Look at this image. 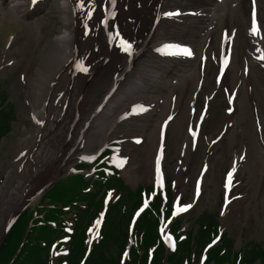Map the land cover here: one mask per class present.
<instances>
[{
  "label": "rangeland",
  "instance_id": "374dc122",
  "mask_svg": "<svg viewBox=\"0 0 264 264\" xmlns=\"http://www.w3.org/2000/svg\"><path fill=\"white\" fill-rule=\"evenodd\" d=\"M185 3V0H170L163 8L169 9ZM25 6L27 8V4ZM3 7L6 8L8 18L14 20L13 10L9 9L6 3ZM28 11L29 16L24 17L22 31L17 36L12 35L11 38L3 39L0 44V85L8 92L9 102L13 104L17 114L11 131L0 142V222L1 218H5L8 213L6 210L11 205L18 203L23 194L25 197L26 190H36L46 179L45 174L48 172L46 166L58 156L60 145L63 142L64 125L59 123L58 128L53 127L60 113V107L55 111L52 120L38 127L39 125L35 124L31 117L28 100L32 102L33 108L38 110L47 101L54 73L50 68L58 69L54 67L58 65L57 56L54 55L51 60H48L52 54L53 36L63 28L71 27V24H64L63 13L73 14V11L71 8L64 9L59 0H39L33 9H28ZM138 15L134 14L131 17H138ZM262 21L264 22V13H262ZM230 22V26L235 25L237 29L232 45V63L228 69L230 87L238 88L237 117L233 128L226 131L223 136L221 135L214 144L217 153L211 159L206 160L207 167L203 177L200 178L203 193L201 200L199 197V201L193 202L192 196L194 195V182L201 169L202 156L198 155L196 160L193 159L188 172L183 174V164L191 160L194 154L192 149L195 148V144H192L186 135V128L191 124L188 122V108H196L191 117L194 119L206 92V88H202L203 90L196 96L193 95L195 75H188L186 77L188 81L178 79V83L170 90L159 89L160 92H156V89L152 88L144 92L143 94L150 97L157 95L164 97L166 102L164 108L157 111L154 116L134 117L119 122L105 144L118 142L109 160L112 159V162L123 165L120 175L130 188L135 189L138 184H150L154 181L152 167L153 156L158 145V125L168 114L172 115L167 125L162 148L164 177L177 189L183 184L182 193L178 195V198H174V209L176 210L177 206L189 204L187 210L178 214L177 217L183 215L181 218H183L185 228L203 210L219 213L222 231L228 232L234 238L235 248L238 249L250 240L264 246V75L259 66L250 63L249 53L252 46L246 35L247 23L242 16L235 13L230 16ZM161 25L165 37L179 39L177 37L183 35L181 30L171 27L167 20L162 21ZM14 26L8 27L7 24L0 22V34ZM218 32V28L214 29V33L212 32L210 42L212 48L217 47ZM187 35L190 37L189 33ZM193 39L198 47L204 44L203 39ZM152 60H154L153 55L145 54L138 59L136 64L143 65ZM244 61L248 62L247 74L243 73ZM195 62L192 61L190 65H194L196 69ZM215 69V63L209 60L204 76V86H207L208 90L214 85ZM37 72L49 76L41 87L39 99L37 90H35L36 85L32 83ZM174 76L173 72H167L168 79ZM25 82L29 86L28 93L25 91ZM184 82H186L185 89ZM107 87L108 83L102 85V92ZM99 94L100 92H96L88 96L83 111H81L83 117L88 116L100 100ZM193 96L195 103L191 104L190 98ZM76 97L77 91L71 94V101ZM214 102L215 105L204 119L202 126L203 139L201 141L203 143L200 145L202 151L207 146L204 143L206 139L218 134L221 124L228 118L222 108L224 105L222 97H216L211 101V103ZM38 114V117L44 120L43 114L41 112ZM134 137L140 140L134 143L132 142ZM185 138L188 141H185ZM21 152L26 153L20 158L22 166L17 168L16 158ZM234 158L240 159V166L234 179L235 185L223 209L224 178ZM74 163L76 161L67 164L60 172H68L70 165ZM34 185L37 187L34 188ZM115 199L116 197L112 195L109 202ZM180 199L183 202H180ZM38 200L39 197L34 203ZM32 203L30 202L29 205ZM79 206L83 207V202H80ZM66 218L74 217L72 215Z\"/></svg>",
  "mask_w": 264,
  "mask_h": 264
},
{
  "label": "trees",
  "instance_id": "16d2710c",
  "mask_svg": "<svg viewBox=\"0 0 264 264\" xmlns=\"http://www.w3.org/2000/svg\"><path fill=\"white\" fill-rule=\"evenodd\" d=\"M102 179L105 177L99 172L92 181L86 182L80 176L67 183L56 184L53 198L46 196L47 201H42V206L37 209V218L27 234L32 211L27 209L20 215L0 248V264H49L50 246L60 238L68 239L67 253L59 259L65 264H164L166 250L156 229L160 197L156 196L151 207L131 226L132 211L141 201L139 193L142 188L135 195L117 177L113 176L101 183ZM101 184L108 189L113 188L119 197L109 204L98 237L89 247L87 225L97 216L103 197L95 199L93 192L86 193L80 197L86 202L85 209L76 206V200L62 201L60 207L50 206L56 203L55 199H66L71 192L78 195L80 187L92 185L95 188ZM72 215L74 218H66ZM215 218L205 213L203 218L198 219L196 232L192 234V231H187L184 235L177 234V221L172 226L177 239L176 249L167 255V264H196L203 246L216 234ZM49 221L54 222L55 226L51 227ZM68 226L71 232L65 230ZM230 242V239L223 237L219 245L211 247L205 264H255L256 260L258 264H264V248L259 244H249L237 253L232 251ZM21 243V250L16 255ZM151 248L153 253L149 259L148 250Z\"/></svg>",
  "mask_w": 264,
  "mask_h": 264
},
{
  "label": "bare ground",
  "instance_id": "6f19581e",
  "mask_svg": "<svg viewBox=\"0 0 264 264\" xmlns=\"http://www.w3.org/2000/svg\"><path fill=\"white\" fill-rule=\"evenodd\" d=\"M4 0H0V4ZM11 4V8L15 10L17 13H20L21 9L19 8L22 4V0H8ZM169 0H119V8L121 16H128L134 15L131 10L133 8H137L138 4H140V11H136V13L139 14V17L132 18V22H128L127 17L121 18V22L124 25L129 26V28L133 31L139 30L142 28L146 23L144 18L147 17L148 14H153V21H154V13L156 12V18L158 14L161 18H170L171 13L167 11H161L162 7L168 3ZM189 3H192L191 8H184L186 9H195L198 12V16L196 17H188V14H183V11H180V15H177L182 23V29L186 28H194L196 36H207L209 33V30L207 29L206 23L208 19H228V14L235 10L238 13H241L242 16H244L248 24L250 23V14H253L254 12V6L255 2L254 0H226L221 3L223 6V10L221 13H213L209 11L206 8V5L208 3L204 0L201 1V5L195 6L197 4V0H188ZM104 3V0H94L90 5L87 3V0H85V6L83 8H78L76 5V0H62L63 7H69L71 6L73 9L72 15H64V22L70 23L72 25L71 28L62 30L59 34L54 36V40L52 42V53L56 54L61 60L67 55H71L77 53L78 51L74 48V44L77 43V41H82L84 37H82V32L86 27L90 28H99L102 30L101 26L99 25L100 18H104L105 12L101 10V5ZM264 7V4H263ZM105 11L110 9V0H106L104 4ZM4 12V10H2ZM171 11V10H168ZM89 13H91L89 15ZM164 13H169V15H164ZM127 18V19H126ZM175 18V21L178 19ZM108 21H110L109 18H106ZM150 21V24L152 26L149 31L146 32L144 35L143 40V54L147 53L150 54L154 47L158 45H162L167 42L164 38V32L161 30V25L156 22ZM249 30V29H248ZM142 35V34H138ZM186 34H183V37ZM102 35V40H103ZM86 40V39H85ZM191 40V39H189ZM184 41L183 43L186 44L189 51L188 53L184 54L183 58L180 59H173L172 67H169V70L176 71L177 77H185L187 72L193 73V69L188 67V61L191 60L195 55V46L191 43V41ZM248 40L253 44L254 48L255 45H257L255 48V57L260 58L256 62L261 67L263 74H264V41H262L261 37L257 35L256 37L252 36L250 32L248 31ZM86 43V41H85ZM154 43L153 45H151ZM85 46V44H84ZM82 46V48L84 47ZM106 48L107 45L105 44ZM166 46V45H165ZM108 52L110 50L107 48ZM114 52V53H113ZM79 53V52H78ZM110 54V53H109ZM167 55L164 54L163 56H160L156 54V58L154 61H150L144 65H137L134 66L130 64V67L124 66L119 68L118 76L116 77V80L120 81V84L123 85V87L116 91V93L112 94V96L109 98L107 103H105V106L103 110L100 113H97L93 116L91 119V123L89 124V127L86 131L82 132H76L74 131L70 138L67 139L65 143H63L61 150L64 152L61 157H57V159L50 165V169L48 172H51L47 180H51L53 177L57 176L59 170L64 165L65 162L70 160L71 153H75L80 146L84 147H100L105 143L107 140L109 134L112 133L113 129L115 128L117 122L127 117L131 112H129L127 109H124L125 106L130 102H137L135 107H139L146 111L143 116H152L154 113L157 112L159 108L163 106L165 103L164 98L160 97H148L142 94V92L146 91L147 88L154 87L157 90L160 88H163L162 90H170L172 86L175 85V79L169 80L167 78V73L165 72V64H161L163 66H159L156 63L163 62L164 60H167L169 57H165ZM117 52L114 48L111 49L110 57L112 58L110 63L105 66V71L103 72V65L100 63L95 66L93 72L90 76L86 77V81L84 84L83 89H79V92L86 93L88 91V94L92 91H95V87L101 82L102 78H106L111 70H112V64L117 59ZM49 56V60H50ZM159 64V63H158ZM182 72V73H180ZM198 73V68H197ZM197 76V74L195 75ZM48 76L42 75L39 72L36 74L37 79H39L40 85L37 88V96L40 94V89L43 84V82L47 79ZM112 80V76L110 77ZM63 79H58L57 84L59 87H62ZM77 86L82 83L81 78L78 79ZM26 84V82H25ZM27 87V85H26ZM54 98L51 99L49 96V102L47 105L43 107H47L49 109L51 106L54 105L55 100ZM102 100V99H101ZM100 100V101H101ZM100 101L98 103H100ZM83 98L77 101L72 102L71 104L75 107L78 105H82ZM97 103V104H98ZM96 104V105H97ZM73 108V107H72ZM106 108V111H105ZM74 109V108H73ZM95 109V108H94ZM93 109V110H94ZM135 108H133L134 110ZM39 110H34V115L37 114ZM123 115V117H122ZM117 117L119 119H117ZM189 117V115H188ZM114 121H113V120ZM112 120V121H111ZM82 122L83 119H80ZM90 122V120H89ZM230 128V127H229ZM228 128V129H229ZM85 138V143H84ZM213 138V137H211ZM210 141V140H209ZM208 141V142H209ZM214 146V145H213ZM75 148L73 152H71L69 155H65L66 151ZM93 152V151H92ZM187 152V151H186ZM217 152L213 147H210L207 143V146L203 149V151L200 149V147H196L194 150V154L192 155L191 160L186 161L183 166V174L187 173L189 170V165L192 163L193 159H197L198 155L202 156L203 159V165L202 167H205V162L208 159H211ZM215 161V160H214ZM231 184V179L229 180V185ZM183 184H181V187L179 189V192L183 190L182 187ZM42 185L38 188L39 190L42 189ZM196 193H198V197H200L199 200L202 199L203 193L202 188H195ZM38 190H31L26 192L25 199H23L15 203V205L10 206V209L8 213L5 215L4 223L2 227L0 228V239L2 235L4 234L7 227L10 225V223L13 221L14 217L17 215V213L20 211V209L26 205L27 203L32 201V198L37 194ZM193 198V196H192ZM198 200V201H199Z\"/></svg>",
  "mask_w": 264,
  "mask_h": 264
},
{
  "label": "snow or ice",
  "instance_id": "6c2138e0",
  "mask_svg": "<svg viewBox=\"0 0 264 264\" xmlns=\"http://www.w3.org/2000/svg\"><path fill=\"white\" fill-rule=\"evenodd\" d=\"M31 2H32V4H35L37 2V0H31ZM113 2H114V0H113ZM87 3L90 5L92 3V0H87ZM76 5H77L78 8H83L85 6V0H76ZM90 14L91 13H89V15ZM164 15H169V13H164ZM252 28H253V30L256 28V21H255V19L252 20ZM124 48H125L126 51L127 50H130L131 45L130 44H127V43H124ZM82 70L83 71H87L86 68L85 69H82ZM37 123H42V121H37ZM193 135H195V133H193ZM20 155L23 156L24 153L21 152ZM157 171H159V170H157ZM228 175H231V173L229 172ZM97 223H99V222L97 221Z\"/></svg>",
  "mask_w": 264,
  "mask_h": 264
}]
</instances>
